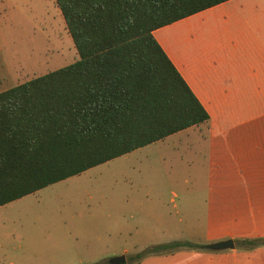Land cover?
<instances>
[{
    "label": "rangeland",
    "instance_id": "rangeland-1",
    "mask_svg": "<svg viewBox=\"0 0 264 264\" xmlns=\"http://www.w3.org/2000/svg\"><path fill=\"white\" fill-rule=\"evenodd\" d=\"M249 1L167 30L217 57L213 31ZM254 4L251 16L264 0ZM241 20L218 38L223 61L196 71L208 118L1 204L0 264H109L122 252L126 264H184L181 250L198 255L188 264H217L212 254L233 247L203 245L227 237L251 239L250 263L264 264V18ZM77 57L55 0H0V90ZM171 240L197 246L134 255Z\"/></svg>",
    "mask_w": 264,
    "mask_h": 264
},
{
    "label": "trees",
    "instance_id": "trees-1",
    "mask_svg": "<svg viewBox=\"0 0 264 264\" xmlns=\"http://www.w3.org/2000/svg\"><path fill=\"white\" fill-rule=\"evenodd\" d=\"M222 1L55 0L78 57L0 90V205L208 118L152 31Z\"/></svg>",
    "mask_w": 264,
    "mask_h": 264
},
{
    "label": "crops",
    "instance_id": "crops-1",
    "mask_svg": "<svg viewBox=\"0 0 264 264\" xmlns=\"http://www.w3.org/2000/svg\"><path fill=\"white\" fill-rule=\"evenodd\" d=\"M237 1L238 0H225L211 7H214L220 4H226V3H233V4L239 3ZM254 2L258 3L259 0H250L249 3L246 4L247 6L246 8H240L239 10L238 8L232 9L231 10L232 12L225 14V19L227 21L226 29L229 28V23L231 22L235 21V22L240 23L242 21L241 15H244L246 18H249V19H253V20L256 19L257 21L262 20V18H264V8L258 11H254V13L256 14L251 16L252 11L251 9H249V7H253V5H255ZM178 20H175L163 26L157 27L153 29L152 33L154 37L156 38V40L160 43L162 48L165 50V52L167 53V55L169 56V58L175 65V67L179 70V72L181 73L185 81L189 84L193 92L196 94V96L199 98V100L201 101V103L207 110V106L203 102L204 98L202 95V91L200 89V85H199L200 82L199 80H197L196 71L200 65L203 67L204 65H206V63H208L209 60L217 59V62L223 61V58L220 56V53H219V49L221 48L219 44L221 42L218 41V38L221 37L222 33L225 32L226 29H224V31H221L215 28V31H213V33H217V57H216L214 53L207 51L209 49V45H207L205 40H203V42L205 41L203 45L201 44L202 40L194 41L196 39H193V40L185 39L183 37L177 36L176 34L170 33L169 30H167L168 25ZM233 26H236V24H234ZM205 33L206 34L204 36H206L207 38L213 35L212 32H208V33L205 32ZM188 41H191V42H188ZM214 49L215 48H213L212 50ZM225 236H231V233L229 231H226ZM179 253L182 254V261L184 264H188L194 261L195 256H198V255L194 256V253H190V251L188 252L184 250H181L180 252H178V254ZM204 254L205 253L200 252L199 257H201ZM212 255H214L215 257L214 261L217 264H251L250 262L252 261L254 262L258 261L257 251H253V252L248 251V250L247 251H236L233 248V249L225 250L223 252L213 253ZM12 256H14V258L16 259L21 258V254H15ZM7 260H8L7 264H13L14 260L11 259V257H9ZM143 263L144 262H141V264Z\"/></svg>",
    "mask_w": 264,
    "mask_h": 264
},
{
    "label": "water",
    "instance_id": "water-1",
    "mask_svg": "<svg viewBox=\"0 0 264 264\" xmlns=\"http://www.w3.org/2000/svg\"><path fill=\"white\" fill-rule=\"evenodd\" d=\"M203 246L210 249L232 248L234 246V242L232 238L227 237L220 240L205 243ZM107 262L109 264H126L125 254L122 252L119 254L112 255L108 257Z\"/></svg>",
    "mask_w": 264,
    "mask_h": 264
}]
</instances>
